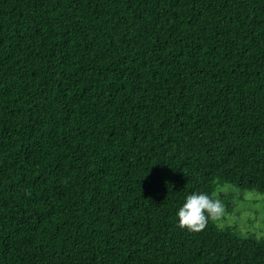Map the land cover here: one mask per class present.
<instances>
[{
	"label": "trees",
	"instance_id": "16d2710c",
	"mask_svg": "<svg viewBox=\"0 0 264 264\" xmlns=\"http://www.w3.org/2000/svg\"><path fill=\"white\" fill-rule=\"evenodd\" d=\"M244 194L264 0H0V264H264Z\"/></svg>",
	"mask_w": 264,
	"mask_h": 264
},
{
	"label": "rangeland",
	"instance_id": "374dc122",
	"mask_svg": "<svg viewBox=\"0 0 264 264\" xmlns=\"http://www.w3.org/2000/svg\"><path fill=\"white\" fill-rule=\"evenodd\" d=\"M239 192L234 187H221L215 196ZM231 207L221 208L215 215V223L219 228H235L239 236L246 239L264 238V195L244 194L230 201Z\"/></svg>",
	"mask_w": 264,
	"mask_h": 264
}]
</instances>
